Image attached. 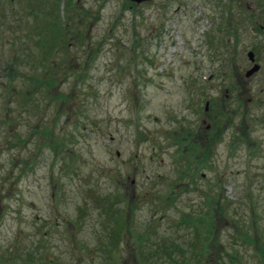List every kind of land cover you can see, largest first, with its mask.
I'll list each match as a JSON object with an SVG mask.
<instances>
[{"label":"rangeland","instance_id":"374dc122","mask_svg":"<svg viewBox=\"0 0 264 264\" xmlns=\"http://www.w3.org/2000/svg\"><path fill=\"white\" fill-rule=\"evenodd\" d=\"M55 1L0 0V264H197L198 233L207 264H264V0H63L29 104ZM199 138L209 165L174 187Z\"/></svg>","mask_w":264,"mask_h":264},{"label":"trees","instance_id":"16d2710c","mask_svg":"<svg viewBox=\"0 0 264 264\" xmlns=\"http://www.w3.org/2000/svg\"><path fill=\"white\" fill-rule=\"evenodd\" d=\"M62 2H63V0H56L55 1V3H54L55 5L53 4L54 5V7H53L54 12L53 13L51 12L52 18H50V21L52 23L47 28V30L44 32L45 35L39 33L40 34L39 38L36 40V42L40 41L39 42L40 46L43 45L42 50L40 49V46L38 45L39 50H40L39 51L40 53L38 54L40 56V60L39 61L37 60L36 66H39L37 68L39 70H37V69L33 70V72L30 73L31 75L29 77L24 72L23 73L19 72L20 73L19 78L21 79V83H19L20 84V88H21V95H22L21 98L26 100V103L31 100L32 102L29 103V104H34V105L37 104L39 89H40V91L43 90L41 88V84L43 85V87H45V89L50 88L52 86V84L54 85V81L51 78H49V77H45L43 79H40L39 74H40V69H42V66H41L40 62H42L43 60L45 62L46 59L50 60V59H52L54 57L56 59V57L58 56V54L60 52V51L58 52V48L61 47V49H63L62 45H63L64 39H66L65 35H66V33L68 31H70V28L68 26L69 23L66 22L64 20V18L61 19L62 21L59 20L58 7H59V4H61ZM219 3H222V2H219ZM5 7H6V5L4 6L3 9H5ZM222 7H223V11H227L229 13V9L226 8L227 7V3H223ZM72 8L73 7L71 6L70 0H67L66 1V6H65L64 11L62 12V14H64L66 12L65 17L66 18L69 17ZM36 13H37L36 9H34V14H36ZM228 13H227V15L230 14V13L229 14ZM23 20L25 21L24 18L20 19L21 22ZM251 20H253L254 24L257 23V20H255V18H252ZM3 23H4V21H3ZM260 29H261V26L258 25L257 30L260 31ZM80 38H83V36L81 35ZM55 42H56V44H55ZM6 67L8 68V66H6ZM17 71L18 70H3V72H5L4 74L6 76H9V79L11 77L16 76L17 73H18ZM9 79H8V82H6L8 84L11 83V81ZM75 79H76V77H75ZM22 91H24V92H22ZM220 109H222V108H220ZM8 113H9L8 111L5 112L6 115ZM223 114L226 115V113H223ZM218 118L219 117H217L216 119H213V122L216 123L218 121ZM243 119H244V116H243ZM223 121H224V119H222L220 121V123L223 122ZM205 129L208 130L209 128H205ZM37 131H38V129L35 128L34 132L37 133ZM238 132H239V130H238ZM236 136H237L236 139L240 138L239 135H236ZM18 139H19V137H18ZM231 142H232L231 146H233L234 142L233 141H231ZM241 142H244L243 139H242ZM181 148H182V151H181V153L179 155L183 159L186 158L187 162L185 164V169L181 173H178V178L179 179L174 181V187L175 186L177 187L178 185H180L182 183L181 182V178L184 177V176H187L189 180H194V177L196 175L195 171H197L199 169H200V171H202V168H201L202 164H205L204 166L207 167L209 165L208 162L210 161V159L212 157V153H213V150L209 147L208 143L204 140V138H199L198 139V143H196L195 141L192 142V143H185V141H182V142L178 141V149L177 150H179V149L181 150ZM184 152H186V153H184ZM205 199H207V198L205 197ZM210 202H213L214 206L213 207L209 206L208 207V211H211V212L214 213L215 210H217L218 205H220V198H213L212 200L210 198L209 203ZM124 213L125 214L121 213L120 216H118L119 217L118 218V223H116V225H115L117 228H119V226H120V218H122V217L124 218L123 221H122V226L125 224V220H129V215L131 214L130 213V209H129V205L127 206V210ZM210 217H212V216L207 213L204 218H210ZM114 230H115V227H113V231ZM129 230L130 229L128 227V231ZM200 230H201V228H199L198 231L200 232ZM204 230L208 231L207 228H204ZM112 239L115 242L114 234L111 235V241H110L111 243H112ZM196 244H197V249L194 251L193 248H192V250H191L192 255L194 256V261H197V264H207V263H205L207 258L204 257L205 243L203 242V239L201 240V237H200L199 233H198V243H196ZM194 246H195V244L193 245V247ZM159 247L160 248H158V250H162L164 253H166V248L165 247H163L162 245H159ZM167 256H168V254H167ZM230 256L231 255H229V259H230ZM262 258H264L263 254L259 257V260L262 261ZM230 261H232V260L230 259ZM232 262H233L232 264H238L237 261L234 262V260H233Z\"/></svg>","mask_w":264,"mask_h":264},{"label":"water","instance_id":"95a60500","mask_svg":"<svg viewBox=\"0 0 264 264\" xmlns=\"http://www.w3.org/2000/svg\"><path fill=\"white\" fill-rule=\"evenodd\" d=\"M129 1L138 3V2H147L148 0H129ZM246 57L252 63V65L244 72V77L250 76L254 72L258 71V69H259L258 64L254 63V57H253V53L251 51H248L246 53ZM207 106H208V102L206 101L204 104V111L207 109ZM208 127H209V125H205V128H208Z\"/></svg>","mask_w":264,"mask_h":264},{"label":"flooded vegetation","instance_id":"af4514ba","mask_svg":"<svg viewBox=\"0 0 264 264\" xmlns=\"http://www.w3.org/2000/svg\"><path fill=\"white\" fill-rule=\"evenodd\" d=\"M196 132H198V127L196 128V130H195Z\"/></svg>","mask_w":264,"mask_h":264}]
</instances>
